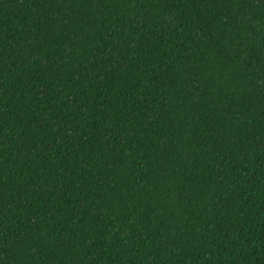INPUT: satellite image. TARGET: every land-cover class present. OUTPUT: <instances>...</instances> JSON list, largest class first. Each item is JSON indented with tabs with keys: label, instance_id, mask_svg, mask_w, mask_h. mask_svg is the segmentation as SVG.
<instances>
[{
	"label": "trees",
	"instance_id": "obj_1",
	"mask_svg": "<svg viewBox=\"0 0 264 264\" xmlns=\"http://www.w3.org/2000/svg\"><path fill=\"white\" fill-rule=\"evenodd\" d=\"M0 264H264V0H0Z\"/></svg>",
	"mask_w": 264,
	"mask_h": 264
}]
</instances>
